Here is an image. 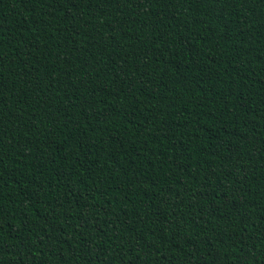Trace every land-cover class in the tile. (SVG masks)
I'll return each mask as SVG.
<instances>
[{
  "label": "trees",
  "instance_id": "1",
  "mask_svg": "<svg viewBox=\"0 0 264 264\" xmlns=\"http://www.w3.org/2000/svg\"><path fill=\"white\" fill-rule=\"evenodd\" d=\"M0 264H264V0H0Z\"/></svg>",
  "mask_w": 264,
  "mask_h": 264
}]
</instances>
